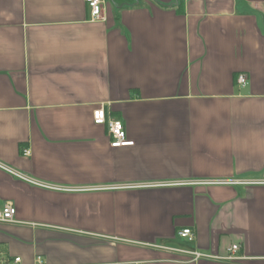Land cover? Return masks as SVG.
<instances>
[{
    "label": "crops",
    "instance_id": "obj_1",
    "mask_svg": "<svg viewBox=\"0 0 264 264\" xmlns=\"http://www.w3.org/2000/svg\"><path fill=\"white\" fill-rule=\"evenodd\" d=\"M102 1L0 0V264H264V0Z\"/></svg>",
    "mask_w": 264,
    "mask_h": 264
},
{
    "label": "built area",
    "instance_id": "obj_2",
    "mask_svg": "<svg viewBox=\"0 0 264 264\" xmlns=\"http://www.w3.org/2000/svg\"><path fill=\"white\" fill-rule=\"evenodd\" d=\"M86 3L88 9H89V14H90V20L92 22L99 21L102 19V10H103V1L102 0H84ZM237 82L241 85L246 84V78L245 76H238ZM92 120L93 124L97 126H105L107 128V134L110 140V148L115 149V148H123V147H130L133 145V142L129 141L126 139L125 131H124V126L122 122L119 120H114L107 118L104 109L102 106L97 107L96 109L93 110L92 112ZM0 168L9 171V173L16 177L19 180H22L24 182H27L29 184H33L39 187H46L48 189H55L54 187L51 186H44V184L38 183L37 181L31 180L27 178L26 176L17 173L13 170H10L9 168H5L0 164ZM14 207L6 204L0 210V223H12L14 222V216H15V209ZM178 237L181 239H185L189 242L193 240V234L190 229H183L178 232ZM238 247L237 246H232L229 248V255L225 258V260L232 261V260H237V257L233 256L235 255ZM187 254L191 255L194 261H197L199 259H209L212 258L211 256L201 254L199 252H187ZM15 263L20 262V259L17 258L14 260Z\"/></svg>",
    "mask_w": 264,
    "mask_h": 264
}]
</instances>
